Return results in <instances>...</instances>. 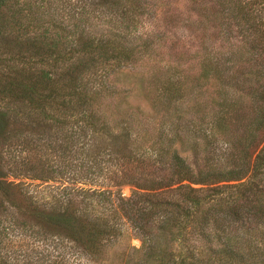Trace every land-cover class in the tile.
Instances as JSON below:
<instances>
[{
	"label": "rangeland",
	"instance_id": "rangeland-1",
	"mask_svg": "<svg viewBox=\"0 0 264 264\" xmlns=\"http://www.w3.org/2000/svg\"><path fill=\"white\" fill-rule=\"evenodd\" d=\"M19 2L28 4L27 18H31L34 27H41L51 37L61 35V25L74 32V25L78 24L79 32L97 40L113 31H121L112 14L94 10L93 0ZM144 3L148 15L136 36L151 44L150 54L120 69L100 68L99 71H103L97 75L98 78L100 74L105 76L99 84L107 97L100 105L99 117L108 126L109 134L104 132L95 141L89 134L67 155L61 149V140L54 127L43 134L41 129L31 128L23 133L28 143L18 140L8 147L3 146L1 152L6 172L8 167H16L28 175L45 176L43 170H54L55 181L8 179L25 183L26 192L39 205L53 207L71 197L80 203L83 215L107 220L110 227L115 228V234L104 239L100 256L91 257L83 247L61 235L39 236L38 227L46 230L41 225L24 231L11 228L0 243L1 262L158 264L153 260L145 263L140 233L126 216L129 200L148 191L132 184L133 179L140 177L142 180L148 174L155 187L168 176L167 167L159 161L153 162L158 157L150 144L158 139L163 142L161 150L171 155L172 151H178L192 168L206 156L210 167L222 172L233 168L245 175L241 181L219 184L223 188L220 197L224 211L219 228L221 235L236 238L238 251L249 248L254 253V258L252 255L247 259L248 264H264V217L248 212L245 206L236 217L227 210L234 198L243 196L245 186H258L264 197V0H144ZM205 68L208 76L202 83L201 95L192 78L198 77ZM167 80H173L176 86L183 88L184 94L187 93L170 107L181 110V116L176 117L182 118H173V121L180 124L178 129L184 127L185 133L179 134L186 135L185 141L191 142L189 146L176 143L170 147L177 128L171 125L170 116L163 117L161 111L151 108L153 97L163 96ZM216 118H221V127L215 125ZM16 126L20 130V126ZM123 127L130 131L134 140L131 151L147 164L143 160L126 164L118 161L120 158L116 156L119 155L112 152L110 138L119 134ZM193 141L201 144L196 153L190 148ZM62 170L71 174L66 184H61ZM72 185L79 189L70 191ZM63 187L67 189L63 191ZM92 190L102 194H93ZM66 192L70 193L67 197ZM106 197H110L109 200ZM241 199L238 205L244 197ZM0 218L6 225L14 224L16 219L25 220L9 203L5 212L0 210ZM188 228L182 232V237L174 236L175 239L163 235L158 224L153 222L149 225L148 236L172 255L176 263L184 255L198 256L199 251L209 253L221 247L214 241L215 236L211 237L214 230H208L213 240L209 245L197 230ZM172 232L176 234L177 230L172 229Z\"/></svg>",
	"mask_w": 264,
	"mask_h": 264
},
{
	"label": "trees",
	"instance_id": "trees-1",
	"mask_svg": "<svg viewBox=\"0 0 264 264\" xmlns=\"http://www.w3.org/2000/svg\"><path fill=\"white\" fill-rule=\"evenodd\" d=\"M93 3L96 7L94 10L98 13L112 14L120 26V32L113 31L111 35L97 40L79 32L78 24L74 25V32L61 25V35L51 37L41 27L37 26L36 29L31 18H27L29 8L26 2L0 0V210L5 212L9 203L19 216L25 218L22 221L16 219L10 225L4 224L0 218V243L7 238L11 228L24 231L41 225L46 230L42 231L38 227L41 234L39 236L61 235V238L83 247L91 257H98L104 239L115 234V228L110 227L107 220L83 215L80 203L67 197L70 193L66 192L67 198L60 205L45 208L26 192L25 183L8 181L9 177L55 181L57 176L52 168L42 171L45 176L42 173L28 175L18 171L16 167H8L6 172L1 157L3 148L13 142L21 140L28 143L27 136L23 133L31 131V128L41 129L43 134L54 127L55 134L61 140V149L67 155L74 151L81 138L85 139L91 134L89 138L95 141L102 133L109 134L108 126L99 117L100 105L107 97L99 84L105 76L100 74L98 78L97 75L110 66L114 70L120 69L133 64L138 57L150 54L151 44L136 36L144 17L148 15V7L144 0H93ZM100 68L103 69L101 72ZM207 69L198 77H189L201 95L202 83L206 82L208 76ZM214 74L218 77L217 73ZM163 88V96L159 99L153 97L151 108L153 111H161L163 117L170 116L173 123L171 125L177 128L180 124L175 123L173 118H182L176 117L181 116V110L177 111L170 106L187 93L184 94L183 88L176 86L173 80L165 81ZM216 120L215 125L221 127V118ZM16 124L20 126V130H17ZM183 128L176 129L175 137L169 142L170 147L176 143L189 146L191 142L185 141L186 135L179 134L185 133ZM129 132L123 127L119 134L110 138L111 145L108 144L112 152L119 155L116 156L120 158L118 161H125L126 164L134 161L142 163L143 159L135 157L131 151L134 140ZM162 144L157 139L151 141L150 148L157 151L158 159L153 162L159 161L162 166L167 167L168 176L162 184L155 187L148 174L141 176L142 180L140 177L133 179L139 183L132 180V184L148 191L135 195L126 203V216L140 233L145 263L153 260L158 264H248L247 259L252 255L254 258V253L249 248L247 251H238L236 238L221 235L219 228L224 213L220 197L223 188L219 184L241 181L245 175L237 173L233 168L222 172L210 167L206 156L202 157L199 165L192 168L178 151H172L171 155L161 150ZM199 145L201 146L193 141L190 148L196 153ZM145 163L147 164L146 161ZM69 174L66 170L61 171V184L68 183L71 179ZM243 184L241 182L242 186ZM257 187L253 185L243 188L244 201L240 205L238 203L242 197L232 200L233 205L227 209L231 216L236 217L240 208L245 206L248 212L264 217V197ZM63 188V191L67 189ZM78 189L76 185H72L69 190L74 192ZM91 192L102 194L96 190ZM106 198L109 200L110 197ZM153 222L158 224L160 232L165 236L177 239L174 236L182 237V232L191 227L190 229L197 230L200 236L207 239L209 245L213 244L210 238L215 236L214 241L219 242L221 247L212 249L209 253L199 251L198 256L193 253L184 255L176 263L172 255L165 252L164 248H159L148 236L149 225ZM172 229L177 230L176 234ZM208 230H214L211 237ZM1 261L0 257V264H9L7 260Z\"/></svg>",
	"mask_w": 264,
	"mask_h": 264
}]
</instances>
